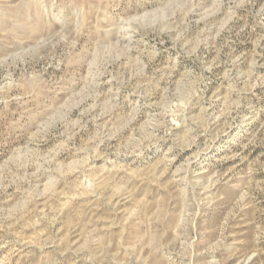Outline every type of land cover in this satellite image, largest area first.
Segmentation results:
<instances>
[{"label":"rangeland","instance_id":"374dc122","mask_svg":"<svg viewBox=\"0 0 264 264\" xmlns=\"http://www.w3.org/2000/svg\"><path fill=\"white\" fill-rule=\"evenodd\" d=\"M0 264H264V0H0Z\"/></svg>","mask_w":264,"mask_h":264}]
</instances>
